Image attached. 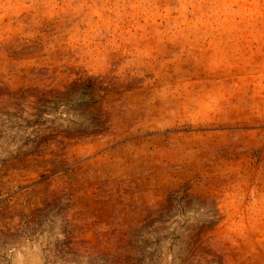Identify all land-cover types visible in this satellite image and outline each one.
<instances>
[{
    "label": "rangeland",
    "instance_id": "rangeland-1",
    "mask_svg": "<svg viewBox=\"0 0 264 264\" xmlns=\"http://www.w3.org/2000/svg\"><path fill=\"white\" fill-rule=\"evenodd\" d=\"M0 264H264V0H0Z\"/></svg>",
    "mask_w": 264,
    "mask_h": 264
}]
</instances>
